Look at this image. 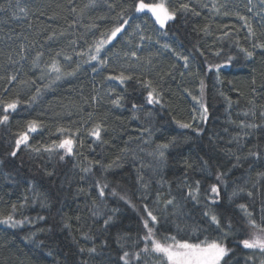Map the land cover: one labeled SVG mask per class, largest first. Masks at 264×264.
Returning a JSON list of instances; mask_svg holds the SVG:
<instances>
[{
  "label": "trees",
  "instance_id": "1",
  "mask_svg": "<svg viewBox=\"0 0 264 264\" xmlns=\"http://www.w3.org/2000/svg\"><path fill=\"white\" fill-rule=\"evenodd\" d=\"M21 2L29 8L28 15L13 22L8 11L15 0H0V9H3L0 11V76L19 71L18 79H36L40 72L31 69L29 61H22L23 67L9 63V57L19 59L21 44L25 45L29 60L37 51L44 52L45 60L60 48L71 54L67 46L69 40H76L78 49L85 48V41L91 43L100 31L110 28L113 17L132 0H107L106 3L98 0L96 7L88 9L82 18L70 9L76 7L79 11L88 0ZM172 2L176 7L188 3L199 15L178 11L176 20L163 30L150 19L133 17L129 21L133 29L139 24L143 35L150 37L145 40L147 44H156L163 50L151 65L129 70L140 79H151L161 88V104L146 103L147 91L137 79L118 85L103 78L107 72L96 75L90 65H84L76 77L58 82L35 104L22 105L25 110L20 111L9 126H0V214H9L15 204V217L26 219V223L17 228L0 224V264H124L121 259L124 251H139L143 246L141 242L133 248V241H138L144 233L141 217L145 203L158 215L159 227L173 232L179 225L206 228L215 233V226L204 215L211 209L222 227L230 222L234 230L226 241L232 249L226 258L229 264H261L264 260L260 253L237 244V240L246 235L244 213L238 205L246 204L254 215L264 206V186L252 187L256 174L264 172V128L247 129L249 135L245 136L238 127L241 121L261 123L259 107L255 118L245 117L243 113L252 107V101L257 106L264 105V49L252 48L253 43L264 42V23L260 16L249 11L246 0ZM213 3L224 6L220 14L212 10ZM109 4L114 5L112 10ZM202 4L208 7H201ZM224 11L232 14L224 16ZM235 13L248 17L255 37L248 34L244 22ZM78 19L79 22L69 28ZM91 24L98 28L85 27ZM61 31L69 35L55 41L46 40L52 32ZM137 43H140L138 39L132 46L121 43L113 53L125 57L124 53ZM163 45H168V49ZM241 48L253 51L254 55L246 57ZM217 52L220 54L216 55ZM177 53L189 57L187 70ZM229 57L233 58L231 63H227ZM215 64L222 65L219 73L215 68L208 70L209 65ZM113 86L116 93L124 97L121 107L109 103L107 90ZM4 88L9 89L6 96L12 98L18 93L25 102L34 92L15 82L9 85L0 80V92ZM200 99L208 107V119L206 122L197 119L193 127L201 131L180 128L177 120L192 122V116L199 115L197 100ZM88 113H92L91 119ZM33 118L42 121L45 128L33 134L31 145L50 144L57 139L56 127L63 125L81 128L77 139L83 141V146L77 148V154L65 156L63 160L59 154L36 153L23 146L17 156L12 157L14 133L21 130L24 119ZM97 122H102L105 128L102 142H94L87 132ZM145 129H149L151 135ZM238 134L239 147L233 139ZM173 138L175 144L166 150L161 161L155 154L156 145ZM229 150L242 157L239 165ZM249 150L259 151L261 157L243 159ZM113 161L120 166L102 167ZM89 165L91 171H83ZM221 173L224 174L222 181H217ZM196 181L200 182V203L186 195L187 187H195ZM104 184L108 187L101 197L99 187ZM212 184L220 187L215 205L205 199L206 190ZM240 188H244L245 193L232 197L233 191ZM112 189L131 203L112 196ZM169 190L181 206L179 215L174 214L176 209L171 206L164 209L162 203L155 202L157 193L162 201L168 199ZM247 191H252L253 196L248 197ZM112 209L118 211L113 213ZM109 216L112 219L105 226L104 220ZM29 236H33L31 241L26 239ZM93 247L96 251L89 252ZM81 248L85 251L81 252ZM249 256L254 257L253 261L248 262ZM134 264H143V261Z\"/></svg>",
  "mask_w": 264,
  "mask_h": 264
},
{
  "label": "snow or ice",
  "instance_id": "2",
  "mask_svg": "<svg viewBox=\"0 0 264 264\" xmlns=\"http://www.w3.org/2000/svg\"><path fill=\"white\" fill-rule=\"evenodd\" d=\"M98 0H88L82 8L77 10L76 7L70 9L71 12L77 13L78 17L82 18L88 9L94 8L97 5ZM107 0H105V3ZM201 7H208L206 4H202ZM221 7L223 5L217 6L216 3L212 4V10L216 14H220ZM260 7L264 10V0H260ZM14 8L16 11H13V16L16 18L27 17L29 8L27 5L23 4L21 0H15ZM108 8L112 10L114 5L109 4ZM3 9H0L2 11ZM183 11L188 12L192 11L193 14L199 15L195 9H190L188 3H181L178 7L172 2V0H132V3L127 7H121L120 11L113 17V25L110 28H107L104 31H100L99 35L93 39L91 43L85 41L86 47L78 49L76 47V40L72 39L68 41V48H71V54L66 51L64 48H60L50 55L47 60L43 59L44 52L37 51L29 60L28 55L26 54L25 45L21 44V52L18 54L19 59L13 60L9 57V63L19 64L21 67L22 61H29L31 69H38L40 75L36 79H18L20 73L19 71L8 74L7 76H0V80L6 81L9 85H12L14 82L17 85L23 86L28 89H34L33 94L30 96L27 102L23 101L20 98V95L17 93L14 97L9 98L5 93L9 92L8 88H4L0 92V126H9L10 122L14 119L20 111L25 110L22 108V105L27 104L28 107L35 104L47 90H53L54 85L60 81L70 80L77 76L81 68L84 65H90L92 72L96 75H101L107 72L104 75V79L107 81L118 82V85H125L126 82L133 80L134 78L142 85V87L147 91L146 103L149 105H159L162 100V90L161 88L154 84L151 79H140L139 76H136L134 72L129 71V69H134L141 65V61L147 65L152 64L151 54L148 57L142 58L138 55V52L143 48V41L146 39L150 40V37H145L143 35V30L140 25H135L133 29L129 24L130 20H133V17L143 19V20H152L154 24L159 26V29H165L169 25V22L175 21L177 17V12ZM251 11V8H249ZM232 13L224 11V16H229ZM241 21L244 22V26L247 28L248 34L251 37L256 36L252 25L248 21V17L235 13ZM257 16H260L261 13L257 12ZM54 17H49L53 19ZM79 22L74 20L72 24L69 25V28H73L75 24ZM86 28L89 30L97 29L98 25L91 24L86 25ZM225 28L228 25H224ZM207 31V29H205ZM74 35V33H72ZM166 34V33H165ZM69 35L67 31H61L58 34L52 32L46 37L47 41L59 40L60 37ZM228 35V33H225ZM138 39L140 43H137L133 49H130L128 52L124 53V56L128 59L125 61V64L121 66L120 70L111 67L110 60L111 55H119V53H113V49L117 45L124 43L129 46L133 45L134 40ZM44 45H41L43 48ZM168 45H163L164 49H168ZM253 49H264V42L253 43ZM241 51L245 53L246 57L251 58L254 55L253 51H249L247 48H241ZM220 53L217 52L216 55ZM179 59L184 61V67H188L189 57L187 55H180L177 53ZM75 57V59H74ZM233 58L229 57L227 63H231ZM222 65L215 64L209 65L208 70L212 71L215 68L216 72L219 73ZM111 69L110 71H108ZM40 81L42 83H37ZM254 83V81H253ZM255 91V89H253ZM201 93H203V81H201ZM190 94V93H189ZM107 95L109 96V103L115 107H121L122 101L124 100L123 95L116 93V87H110L107 90ZM93 100H96L97 97H93ZM196 100V97H193ZM87 102V101H86ZM199 105V115L192 116V122H183L177 120V125L182 129H193V131L200 132L201 129L194 128V122L199 119L201 121H207L208 119V107L202 99L197 100ZM229 104L231 101L229 100ZM252 107L243 113L245 117L251 115L253 118L256 117V109L259 107V116L261 123H256L255 120L252 122L241 121L238 127L244 133L245 136L249 135L247 129L256 130L259 128H264V105L257 106L255 102H251ZM133 109L136 110V105H133ZM82 110V109H81ZM196 112V109H193ZM68 114L71 115V110H68ZM89 118L91 119L92 113H88ZM45 128V125L42 121L38 119H24V122L21 126V130H18L14 133V150L11 151L10 155L16 157L17 153L21 151V148L30 149L32 152L40 153L41 151L52 154H59V158L63 160L65 156H73L76 153L78 147L83 146V141H78L77 137L80 134V127L72 126H57L55 130V135L57 136L56 140H53L50 144L42 146H34L30 144V140L33 138V134H39ZM104 125L102 122L95 123L90 129H87L88 135L94 138V142H102V131H104ZM145 131L151 132L149 129ZM236 141L237 146L239 147L240 137L239 134L236 137H233ZM175 144V138L169 141L168 143L156 145V155L160 158L161 161L165 158L166 150ZM126 151V149H125ZM230 155H232L237 165L240 164L242 157L237 155L235 152L229 150ZM254 157L259 159L261 153L259 151L249 150L247 156ZM119 160V158H117ZM99 163V161H97ZM206 163V162H205ZM113 166L119 167L117 161H113L107 166H102L111 168ZM190 166V165H189ZM85 172L91 171V165L83 169ZM223 173L218 174L216 179L217 181H222ZM99 183V182H98ZM258 185L264 186V172H258L256 174V180L253 183L252 187L256 188ZM108 187L107 184L99 187V195L103 197L105 195V189ZM147 188V184L144 185ZM244 188L233 191L232 197L239 196L241 193H245ZM112 196H119V199L124 200L126 203H131L130 200H127L126 196L120 195L116 192L115 189L111 190L110 193ZM188 198H191L196 203H200V182H195V187L188 186L187 193ZM246 195L248 197L253 196L252 191H247ZM220 197V187L218 184H212L206 190L205 199L209 201L211 205L218 203ZM27 197H25V200ZM157 204L162 203L164 209H168L170 206L173 209H176V213L179 215L180 204L176 202V197L171 195L169 190V198L161 200V195L157 193L156 201ZM133 207H135L133 205ZM238 207L243 211L245 217V233L246 235L242 236L237 240V244L242 246L245 250H251L253 253H260L264 256V206L259 210V213L255 214L252 211L248 210L246 204H239ZM144 216L141 217L142 228L144 233L139 237L138 241H133V248L137 244L141 243L143 246L139 251H124L121 259L124 261V264H134V262L143 261V264H229V260L226 259L230 256L232 249L227 245V238L234 231L231 223H227L225 226H221V221L218 216L212 213L211 209L204 212V215L209 218V223L215 226V233L209 231L206 228L201 227H186L181 228L179 225L175 226V231H170L168 229H161L159 227L158 215L154 214L148 204L143 205ZM17 211V206L13 204L11 206V212L7 215L0 214V224L7 225L11 228L21 227L26 223V219H17L14 213ZM118 209H112V212L115 213ZM95 214V213H94ZM112 219L109 216L104 220L105 226L108 225L109 221ZM30 223V221H27ZM224 227L227 228V231L224 230ZM35 234H33L34 236ZM33 236H29L26 239L31 241ZM91 239V237H87ZM123 247V245H121ZM81 252L85 251L84 248L80 249ZM89 252H95L96 248L93 247L88 249ZM145 257L147 259H145ZM254 257L249 256L248 262L253 261ZM247 264V262H246ZM261 264H264V260L261 261Z\"/></svg>",
  "mask_w": 264,
  "mask_h": 264
},
{
  "label": "rangeland",
  "instance_id": "3",
  "mask_svg": "<svg viewBox=\"0 0 264 264\" xmlns=\"http://www.w3.org/2000/svg\"><path fill=\"white\" fill-rule=\"evenodd\" d=\"M246 5H247L248 9L251 8V12H254V13L260 12L261 13L260 17L262 18V22L264 23V10H262L261 7H260V0H246ZM13 11H16V9L14 8V5L10 6L8 14H10V17H11L12 21L16 22L20 18L18 19V18H16V16H13V14H12ZM140 51H141L140 52L141 53L140 56L142 58L148 57L151 54V59H152V62H153V61L156 60V56L161 54V52L163 50L158 49L156 44H153V43L152 44H150V43L147 44V41H143V48ZM127 59H128L127 57H120V55H114V56H111L110 64L112 66H114V67L115 66H119V68H121V66L125 64V61ZM143 64H145V63L142 60L141 61V65L139 67L134 68V69L140 68Z\"/></svg>",
  "mask_w": 264,
  "mask_h": 264
},
{
  "label": "bare ground",
  "instance_id": "4",
  "mask_svg": "<svg viewBox=\"0 0 264 264\" xmlns=\"http://www.w3.org/2000/svg\"><path fill=\"white\" fill-rule=\"evenodd\" d=\"M189 68V66L186 68V70Z\"/></svg>",
  "mask_w": 264,
  "mask_h": 264
}]
</instances>
